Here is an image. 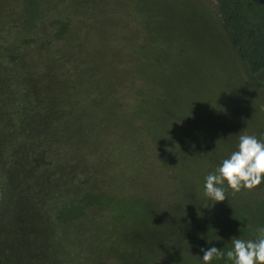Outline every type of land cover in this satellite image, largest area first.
Segmentation results:
<instances>
[{
	"label": "rangeland",
	"instance_id": "1",
	"mask_svg": "<svg viewBox=\"0 0 264 264\" xmlns=\"http://www.w3.org/2000/svg\"><path fill=\"white\" fill-rule=\"evenodd\" d=\"M139 1L0 0L19 53L0 60V264H202L183 227L226 251L264 225V186L203 196L241 132L263 137L264 83L215 0Z\"/></svg>",
	"mask_w": 264,
	"mask_h": 264
},
{
	"label": "trees",
	"instance_id": "2",
	"mask_svg": "<svg viewBox=\"0 0 264 264\" xmlns=\"http://www.w3.org/2000/svg\"><path fill=\"white\" fill-rule=\"evenodd\" d=\"M215 1L217 3V7H216L217 17L221 20L224 30L231 38L232 45L237 50L238 56L241 60V63L245 71L250 75L258 77V81L264 83V0H215ZM139 2L140 3L139 5H137V8L140 9V13L142 14V11L144 10V5L142 4L144 2L143 0H140ZM0 50L2 51V58L0 57V60L7 59L8 61L11 60L16 61V57L13 58V55H19L17 50V45L14 46L0 45ZM6 69L7 66L0 64V73H2ZM56 99H58L61 102L60 97L57 96ZM182 109H185L184 105L182 106ZM42 119L43 118L41 117V113L36 110L37 131L35 133V138L38 139L35 140L34 153L37 157L35 161L37 167H39L40 164L51 166L54 165V163L56 162V160L54 159L52 161L53 164L49 165L47 164V161L44 160V158L40 159L39 156L40 150L42 151L41 145L45 146L43 144L44 135L53 132V130H47L46 122L44 121L45 122V126H44ZM262 138H264V135ZM3 147L4 146H2V149ZM56 148L59 147L56 146ZM16 180L18 182L19 178H17ZM260 186H264V182H262ZM83 199L85 198L84 197L81 198L80 201ZM41 206L43 205L40 202V208H42ZM204 221H207V219H205ZM215 230L217 231V228ZM181 231L182 232L179 235L184 237V240L185 239L194 240V243L192 245L188 244L187 242L184 243V246L188 248L190 247L193 248L194 250L199 249V251H201L200 248L211 247V245H213V243L212 244L209 243L208 245H202L198 240H196L197 235L195 232L197 231V227H193V228L183 227ZM200 231L202 232V230ZM193 234L195 236H192ZM127 240H128L127 235L123 232H118L117 230L113 231L110 237V242L111 241L113 242L114 247L117 245L120 246V244L122 246V243L124 242L123 246L121 247L122 251L124 249V245H126ZM170 240L178 241L176 239H170ZM140 243H142V246L145 248V251H148L147 249L151 244V242H149L148 236L145 238L141 237ZM114 247L110 248L111 249L110 255L113 257H115L114 255L117 254V250ZM173 251L175 252V250Z\"/></svg>",
	"mask_w": 264,
	"mask_h": 264
},
{
	"label": "clouds",
	"instance_id": "3",
	"mask_svg": "<svg viewBox=\"0 0 264 264\" xmlns=\"http://www.w3.org/2000/svg\"><path fill=\"white\" fill-rule=\"evenodd\" d=\"M264 182V138L246 131L238 135L235 150L224 158L214 171L204 177L203 196L211 201L222 202L227 189L239 192L253 189ZM255 238L233 237L226 251L215 246L201 248L198 255L202 264L226 258L231 264H264V225L255 229Z\"/></svg>",
	"mask_w": 264,
	"mask_h": 264
}]
</instances>
